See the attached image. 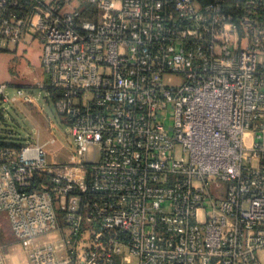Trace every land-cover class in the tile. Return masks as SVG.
I'll list each match as a JSON object with an SVG mask.
<instances>
[{"label": "built area", "instance_id": "1", "mask_svg": "<svg viewBox=\"0 0 264 264\" xmlns=\"http://www.w3.org/2000/svg\"><path fill=\"white\" fill-rule=\"evenodd\" d=\"M28 34L76 160L0 143L25 264H264V0H0Z\"/></svg>", "mask_w": 264, "mask_h": 264}, {"label": "rangeland", "instance_id": "2", "mask_svg": "<svg viewBox=\"0 0 264 264\" xmlns=\"http://www.w3.org/2000/svg\"><path fill=\"white\" fill-rule=\"evenodd\" d=\"M18 51H21V48ZM25 51H27L26 54L28 53L31 62L34 63L31 64L27 60H21V66L25 73L23 72L22 76L15 77L13 82L20 83L23 90L19 91L11 88L8 90L9 93L17 95L18 100L8 104L3 119L0 120V128L11 127L12 135H14L13 132L15 131L13 129H15L16 133L30 141H35L37 131L41 135L40 142H46L48 139L54 138L55 142L48 143L45 147L48 160L54 164L72 163L76 160V155L72 141L68 138L66 124L57 114L53 102L46 101L44 97L45 89L37 86L38 81L45 80L41 60L38 59V54L41 55L42 48L39 49V44L34 42ZM26 68L28 71L25 70ZM35 69L38 76H34V78L32 72H35ZM13 90L15 91L11 92ZM23 95H30V99L26 101ZM12 106H15L14 110Z\"/></svg>", "mask_w": 264, "mask_h": 264}, {"label": "crops", "instance_id": "3", "mask_svg": "<svg viewBox=\"0 0 264 264\" xmlns=\"http://www.w3.org/2000/svg\"><path fill=\"white\" fill-rule=\"evenodd\" d=\"M34 42H37L39 44V49H41V42L31 34H28L23 42H20L15 46H12L10 48L0 49V65H1L0 66V69H1L0 70V83L6 84V92L10 95L14 94V93H9L8 90L10 88L19 90V91L23 90V87H21V84L14 83L13 79L15 77L17 78L18 75L22 76V73L24 72L21 66L22 64L21 60H27L31 62V59H29L30 57H28L29 55L28 53L26 54L27 51L25 50L26 48L28 49V46H32ZM19 48H21V51H18ZM39 58H40V55L38 54V59ZM33 63L31 62V64ZM25 70L28 71L27 68ZM32 74H33V77L38 76V74L36 73V69H35V72H32ZM15 90L11 92H14ZM44 97L46 101L48 102L51 101L45 95ZM9 103H12V102L4 103L0 97V120L3 119V115L5 114L6 108L8 107ZM14 107L15 106H12L13 110H14ZM10 129L12 128L6 127V126L4 128H0V139L1 140H5V141L26 140V138L21 137L18 133H16L15 129H13L15 132H13L14 135H12V131ZM8 133H11V134H8ZM40 136H41L40 132L37 131V138L35 140L40 141ZM0 242L3 247V251L6 255L7 264H25V259H26L25 251L23 247L20 245V243L14 238L12 231L10 229V225L8 221L6 220V218L4 217V214L0 216Z\"/></svg>", "mask_w": 264, "mask_h": 264}, {"label": "trees", "instance_id": "4", "mask_svg": "<svg viewBox=\"0 0 264 264\" xmlns=\"http://www.w3.org/2000/svg\"><path fill=\"white\" fill-rule=\"evenodd\" d=\"M17 140H12V141H5V140H1L0 139V143H2V144H7V145H13V146H17L16 144L18 143V142H16Z\"/></svg>", "mask_w": 264, "mask_h": 264}]
</instances>
